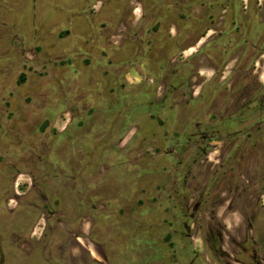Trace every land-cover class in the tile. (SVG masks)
I'll use <instances>...</instances> for the list:
<instances>
[{"label": "rangeland", "instance_id": "1", "mask_svg": "<svg viewBox=\"0 0 264 264\" xmlns=\"http://www.w3.org/2000/svg\"><path fill=\"white\" fill-rule=\"evenodd\" d=\"M260 85L264 0H0V264H98L94 252L216 264L221 245L228 256L209 184L231 153L214 132L243 136L230 122ZM252 135L237 154L263 157Z\"/></svg>", "mask_w": 264, "mask_h": 264}, {"label": "flooded vegetation", "instance_id": "2", "mask_svg": "<svg viewBox=\"0 0 264 264\" xmlns=\"http://www.w3.org/2000/svg\"><path fill=\"white\" fill-rule=\"evenodd\" d=\"M143 17L144 15L142 16V18ZM117 25L118 23L116 24V26ZM107 26L108 25L106 23H103V27ZM169 35L170 36L167 37L171 40H174L177 37V34H172L171 29L169 30ZM203 38L204 36H201L196 45H199ZM165 40L166 39L164 38L163 42ZM127 46H112L108 44L107 46H105V48L108 49L112 47L114 48L112 51L113 54H117L129 52V50L132 48ZM186 48L187 47L180 48L179 52H185V50H187ZM140 49L141 46H139V49L135 51L138 52L140 51ZM105 53L107 52L105 51ZM113 56L114 55L110 57ZM123 57L125 56L123 55L122 58ZM108 62L109 64H112L111 61ZM121 62L124 67L127 65H131L130 61L122 60ZM103 68L106 71H109L108 67ZM129 79L130 78H128V82ZM133 79L136 80L134 82L135 85H139V77L137 76ZM251 83L252 82L250 79H244V81L240 85H244L242 89L245 90L246 87L251 85ZM175 89L176 86H172L170 90L167 89L163 94L161 101L171 100V93ZM258 89V97L252 99L251 95H249L248 97L244 98L243 103L240 105L241 108L238 109L239 113L234 116V118H232V122H230L234 128L238 125L241 128L233 133H243V136L242 134H240L233 137L229 136L228 138L227 136L221 135L220 138V134L218 133L221 132L219 130L214 132L215 135L217 134V138H219V141H216L215 145L217 147H222L225 143L230 146L229 153H231V156L228 158H223L221 156L217 158L216 164L213 166L212 178L210 179L209 184L210 190H212L213 192L212 211L215 215V232H213L212 237L214 240H217L218 244H224L225 239H227L226 243L228 244V256L221 254L220 249L225 252L222 245L215 249L218 256L217 259H215V262H217L216 264H220V257L226 259L228 261V264H264V156L255 159L251 156V153L247 151H242L241 153L237 154L241 149L245 148L246 144H251V140L253 138V129H257L261 133L259 146L264 149V86L260 85ZM133 90L136 91L135 95L137 94L138 97L139 88L133 87ZM235 90L236 89L230 88V91L232 92V99H235L238 96V92L234 93ZM156 93L157 92L155 91V89H153V99L157 96ZM104 95L105 94H103V96ZM106 111L108 112V115L109 113H115V110L113 111L110 108ZM257 112H259L260 114L259 122L256 126H252L251 128L250 122L246 124L248 122L247 118ZM49 123L50 122L48 120H44L42 122V125H45L47 127ZM227 134L229 135L230 132H228ZM201 138V142H203V137ZM203 147L204 146L201 145V149H203ZM47 161H49L48 158H46V162ZM202 163L203 158H200V160H198L197 162V166H199L198 171L200 174V178L197 179L195 186L197 187V190L199 189L201 191V194L198 195V198L201 200L202 197L203 201V191L208 188L209 182H206V184L203 183ZM254 171H256V173H254ZM180 181H183L182 178L179 179V182ZM210 190H207V192H210ZM224 209H227V211H223ZM187 226L188 225L186 224V227ZM29 237H31V235ZM99 254L103 257L104 263H99L94 260L90 253L92 261L98 264H109L105 257V254ZM23 256L28 258L29 260L31 254L23 253Z\"/></svg>", "mask_w": 264, "mask_h": 264}, {"label": "bare ground", "instance_id": "3", "mask_svg": "<svg viewBox=\"0 0 264 264\" xmlns=\"http://www.w3.org/2000/svg\"><path fill=\"white\" fill-rule=\"evenodd\" d=\"M93 256H94V258H95L97 261H99V262H103V258H102L99 254H97V253H93Z\"/></svg>", "mask_w": 264, "mask_h": 264}, {"label": "crops", "instance_id": "4", "mask_svg": "<svg viewBox=\"0 0 264 264\" xmlns=\"http://www.w3.org/2000/svg\"><path fill=\"white\" fill-rule=\"evenodd\" d=\"M95 253V252H94ZM92 256H93V254H92ZM93 258H94V256H93ZM103 258V257H102ZM95 259V258H94ZM96 260V259H95ZM97 261V260H96ZM99 262V261H98ZM99 263H104V260H103V262H99Z\"/></svg>", "mask_w": 264, "mask_h": 264}]
</instances>
